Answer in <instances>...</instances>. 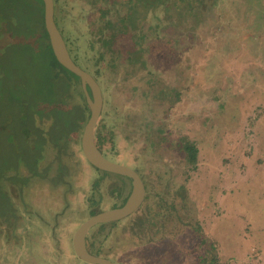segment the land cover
I'll use <instances>...</instances> for the list:
<instances>
[{
  "label": "rangeland",
  "instance_id": "obj_1",
  "mask_svg": "<svg viewBox=\"0 0 264 264\" xmlns=\"http://www.w3.org/2000/svg\"><path fill=\"white\" fill-rule=\"evenodd\" d=\"M58 1L54 19L64 39L84 70H99L96 131L112 138L107 156L136 169L146 184L133 229L130 219L105 231L95 226L94 248L114 264H198L207 249L194 231L198 223L222 263L264 264V0H215L201 19L162 5L148 10L136 24L143 52L131 63L129 35L118 36L112 54L100 43L89 46L104 20L97 4L112 20L125 5ZM100 52L105 59L94 65ZM184 139L198 148L195 167L186 163ZM78 155L67 199L63 188L31 180L25 207L17 203L19 238L6 241L0 230V264H85L71 240L89 216L98 173L81 149ZM114 183L98 182L101 209L110 206Z\"/></svg>",
  "mask_w": 264,
  "mask_h": 264
},
{
  "label": "trees",
  "instance_id": "obj_2",
  "mask_svg": "<svg viewBox=\"0 0 264 264\" xmlns=\"http://www.w3.org/2000/svg\"><path fill=\"white\" fill-rule=\"evenodd\" d=\"M98 1L127 8L122 16L112 20L106 16L108 10L97 4L98 19L104 20L92 29L94 38L89 46L93 48L100 43L112 54L118 36L129 35L135 46L125 58L128 63L142 55L143 49L135 39L143 36L136 24L148 10L162 5L167 10H179L182 17L201 19L207 8L215 5V0H175L171 5L166 4L168 0H93L92 4ZM57 2L54 0V15L59 7ZM56 21L60 24L57 17ZM64 41L74 62L86 68L82 67L77 52L71 50L68 38ZM103 59L104 53L100 52L93 64ZM115 62L108 59L111 75ZM92 73L97 80L98 68ZM89 114L79 77L59 64L52 53L43 24L42 0H0V153L4 151L0 156V230L5 228L6 241L12 240L21 219L11 191L16 186L20 192L27 191L33 178H37L34 182L45 180L53 188L65 183L66 178L71 182L74 171L81 166L80 135ZM101 130L96 131L95 145L107 156L105 145L112 138ZM182 149L187 165L195 167L197 146L184 139ZM146 199L147 194L144 203ZM114 225L101 224L96 228L100 231ZM194 231L199 244L207 246L198 264H226L220 261L214 242L207 240L198 223ZM91 250L99 254L94 246Z\"/></svg>",
  "mask_w": 264,
  "mask_h": 264
},
{
  "label": "water",
  "instance_id": "obj_3",
  "mask_svg": "<svg viewBox=\"0 0 264 264\" xmlns=\"http://www.w3.org/2000/svg\"><path fill=\"white\" fill-rule=\"evenodd\" d=\"M42 2L43 24L52 53L59 64L79 77L89 108L90 114L82 129L79 142L84 159L96 169L123 175L131 179V191L123 205L91 215L76 228L72 236V248L80 260L87 264H114L111 260L94 255L86 249V234L95 226L121 220L138 210L144 201V183L134 169L110 160L95 145L96 125L103 107L101 88L97 80L77 65L70 56L64 38L54 19V0H42Z\"/></svg>",
  "mask_w": 264,
  "mask_h": 264
},
{
  "label": "flooded vegetation",
  "instance_id": "obj_4",
  "mask_svg": "<svg viewBox=\"0 0 264 264\" xmlns=\"http://www.w3.org/2000/svg\"><path fill=\"white\" fill-rule=\"evenodd\" d=\"M100 86V85H99ZM101 92H102V90H101ZM103 96V95H102ZM102 112V111H101ZM100 128L101 127H99V129L97 130L98 132L100 131ZM96 134V133H95ZM104 155V154H103ZM107 158L109 157V156H106ZM109 159H110V157H109ZM86 163H87V165H89V167L91 168V169H93L94 171H96L97 173H98V175H97V178H95L94 179V182H93V186H92V188H93V190H90V191H92V194H91V196H89L88 197V203H89V210H88V214H89V216H88V218L91 216V215H93V214H95L96 212H100V211H102V210H105V209H101L100 208V202H99V199H97V197H96V192H97V189H98V187H97V184H98V182L99 181H101L102 180V178L104 179V178H109V177H112V178H114V180H115V183H114V185H113V187H112V189H111V191H110V196H111V200H112V202L110 203V206L107 208V209H110V208H115V207H119V206H121V205H123L124 203H125V201H126V199L128 198V196H129V194H130V191H131V179L130 178H128V177H126V176H123V175H119V174H114V173H108V172H105V171H101V170H99V169H96L95 167H93L92 165H90L85 159H83ZM111 160V159H110ZM113 161V160H112ZM115 162H117V163H120V162H118V161H115ZM120 164H123V163H120ZM123 165H125V164H123ZM126 166H128V165H126ZM130 167V166H129ZM132 168V167H131ZM132 169H134V168H132ZM137 173H138V171L136 170V169H134ZM138 175L141 177V175L138 173ZM33 179H37V178H33ZM141 179H142V177H141ZM67 180V181H66ZM45 182V180H42V182ZM142 181H143V179H142ZM30 183H32V181L30 182ZM143 183H144V181H143ZM32 184H34V183H32ZM32 184H29V185H27V187H30ZM144 187H145V196H146V184L144 183ZM60 188H63V196L65 197V199H67L68 198V195H69V193H71L72 192V188H71V183L69 182V178H66L65 179V183H63L62 185H59V187L57 188V189H60ZM12 190V189H11ZM17 190V191H16ZM16 190L15 191H11V195L13 196V200L15 201V202H17L18 204H20V205H22V207L24 208L25 206L23 205V203L24 202H26L27 201V194H28V192L27 191H29V188H28V190L26 191V190H23V191H19V188H18V186H16ZM145 196H144V199H145ZM64 204H65V201H64ZM26 209V208H25ZM17 213L19 214V217L21 216V214L19 213V208H17ZM93 211H95L94 213H93ZM137 211V210H136ZM135 211V212H136ZM134 212V213H135ZM134 213H132L131 215H129L128 217H125V218H123V219H121V220H118V221H115V222H111V223H115V225H117L120 221H123V220H125V219H130V222H129V226H130V228L131 229H133V227H134V222H133V215H134ZM83 222V221H82ZM81 222V223H82ZM80 223V224H81ZM79 224V225H80ZM109 224V223H108ZM114 225V226H115ZM113 226V227H114ZM18 227H19V223H18V225L15 227V230H14V237L13 238H16V239H18L19 237H18V234H17V229H18ZM78 227V226H77ZM105 229H106V227L103 229V230H100V231H105ZM76 230V229H75ZM3 233H4V235H5V233H6V231H3ZM101 233V232H100ZM92 234H91V231L89 230L88 231V233L86 234V237H85V244H86V249L90 252V253H92V254H94V255H98V256H102V257H104L103 255H101V253L99 252V254H95V252H92V250H91V248L94 246V242H93V238H94V236H91ZM92 239V240H91ZM71 243H72V240H71ZM94 251H96V250H94ZM75 254V253H74ZM77 257V256H76ZM78 258V257H77ZM104 258H107V259H109L110 260V258H108V257H104ZM78 260H80L79 258H78ZM81 262H83L82 260H80ZM112 261V260H111ZM83 263H85V262H83ZM114 263V262H113ZM85 264H87V263H85Z\"/></svg>",
  "mask_w": 264,
  "mask_h": 264
},
{
  "label": "built area",
  "instance_id": "obj_5",
  "mask_svg": "<svg viewBox=\"0 0 264 264\" xmlns=\"http://www.w3.org/2000/svg\"><path fill=\"white\" fill-rule=\"evenodd\" d=\"M263 112V111H262Z\"/></svg>",
  "mask_w": 264,
  "mask_h": 264
}]
</instances>
